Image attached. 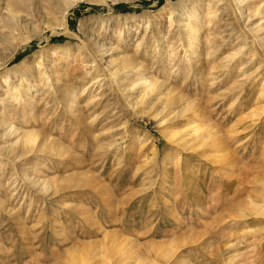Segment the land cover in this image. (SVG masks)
Segmentation results:
<instances>
[{"label": "rangeland", "instance_id": "rangeland-1", "mask_svg": "<svg viewBox=\"0 0 264 264\" xmlns=\"http://www.w3.org/2000/svg\"><path fill=\"white\" fill-rule=\"evenodd\" d=\"M231 1L211 15L210 0H78L66 25L62 6L47 21L27 20L37 0L15 7L27 27L0 25V264H264L263 51L221 75L243 28L264 36V10L244 20ZM192 5L194 43L178 26ZM123 54L139 74L111 73ZM144 77L180 102L143 96ZM191 129L215 135L190 150Z\"/></svg>", "mask_w": 264, "mask_h": 264}, {"label": "bare ground", "instance_id": "bare-ground-1", "mask_svg": "<svg viewBox=\"0 0 264 264\" xmlns=\"http://www.w3.org/2000/svg\"><path fill=\"white\" fill-rule=\"evenodd\" d=\"M23 1L24 0H0V12H2V13H0V25L1 26L4 25V30L3 31H5V33H3L2 36L4 38H6V39H9V37H11V36L15 37V33L16 32L19 33L21 31H23L25 27H27L26 23L23 24L24 23L23 19H21L20 16L17 15L16 11H14L15 7H18L19 5H21V3ZM37 1L38 2L36 3L35 7H32L30 12H29V9H28L29 7H27L25 9L26 11H28V13H31V16L29 14H28L29 16L27 15L28 16L27 20H29V21L30 20H32V21L33 20H36V21H39V20L47 21V19L55 12L57 7L62 6L61 14H62V17H63V25H66V21L64 19L66 18V15L68 14L69 9L74 4H76V2L78 0H37ZM234 2H236V5H237L236 8L234 9L235 15L241 16L242 18H244V20H246V19L249 20L253 16L259 15L261 13V9L264 10L263 0H260L258 3H256L255 0H234ZM63 3H65V4H63ZM230 3H232L231 0H210V2H208V5L206 6L207 14L211 13V15H213L215 12H217L218 5H222L221 7H223L224 12L226 13V11H228V8H229L228 6H229ZM201 8H202L201 6H196V5L193 6L192 5V6H189L188 8H186L187 10H184V12L180 13L179 15L177 14L178 17H179L178 26H179L180 30H182L186 34V36L188 37L187 39L189 41H192V43H194L197 40V38H196L197 28L196 27H198L197 20L200 19L199 17H200V9ZM233 17H234V15H233ZM191 19H193L195 21V24H193V25L189 24L188 21L191 20ZM28 23H30V22H28ZM49 24H51V23H49ZM230 24H231V22H230ZM235 28H236L235 25L234 26L232 25L231 32H233L235 30ZM245 29H246V26H245ZM242 34L244 35V37H243L244 41H243L242 46L237 50L236 53H234L232 55V57H229V58L227 57L226 59H224L225 61L221 65V68H222L221 75H222V77H224V79L230 78V76L232 75V70L234 68H237V62L241 60V59L237 58L238 54L243 53L244 50L246 49L245 47L249 43H251L252 46L257 47L260 51L262 50L263 53H264V36H261L256 29L248 28V29L244 30V28H243V33ZM28 35H30V34L28 33ZM28 35H26L27 38L24 41H26V40L31 38V36H28ZM187 41H184V43L187 42ZM189 41H188V43H189ZM188 43H186V44H188ZM11 46H12V44H11ZM192 46H193V44H192ZM195 47H196V45H195ZM18 48H20L19 45H14V47L10 51L11 53L9 55V58L12 57L15 54V52L17 51ZM98 51H99V53H97L98 57H94V58L99 59V61H102L104 53L108 52V51L105 50V44H102L101 48H99ZM188 51H189V54L190 53L191 54L198 53L195 48H188ZM92 57H93V55H92ZM116 61L119 62V65L117 66V68H115L111 72L112 74H115V72H118V71H124L125 72L126 70H132L135 73L139 74V71H141V69H142V64L143 63H141L138 60H136L135 58H133L131 56H128V55H125V54L119 55L115 59H113V62H116ZM53 67L54 66H52V68ZM137 69H140V70L138 71ZM256 72H258V71H256ZM141 74H143V73H141ZM143 76H145V74H143ZM249 78H250V76H249ZM7 79H8V77H7ZM18 79L19 80L15 81L14 84L12 83V85H13L12 89H14V92L8 91L2 97V102H4L5 105H8L11 102L15 101V98L18 99L20 94L17 93V92H20L23 89L24 86L28 87L33 82V80H32L33 77H32L31 72H27V73L21 74L18 77ZM113 80H114V82L115 81L117 82L119 79H115V77H114ZM142 80H143V82H142ZM142 80H141V84L143 85V90H142L143 93H144L143 96H148V97L149 96L150 97L153 96L154 99L158 97L159 100H162L163 102H165V105L169 106V107L175 106V105H177V103L180 102V101H178L179 99H177V97H178L177 94H176L177 97L173 96V94L171 95L173 90L171 91L170 89H168V87L165 86L164 83H162V82L158 83V81H154L153 82L150 79H148L147 77H144V79H142ZM134 83L133 82L128 83L129 84L128 86L129 87H131V86L135 87L137 85V83L136 84H134ZM4 84H8V81L6 79H4ZM33 87L36 88L37 86L33 85ZM126 87H127V85H126ZM130 89H132V88H130ZM170 91H171V93H170ZM63 93H64V91H63ZM160 93H162L163 96L162 95L158 96ZM67 94H69L68 91H66V95ZM29 96H30V98L35 99V97L31 96V94H29ZM143 96L141 98H143ZM30 98H27V101H29ZM67 98H68V101L66 103V106L68 107V110H69V108L71 107V103L73 102V99H71V98L66 96V99ZM186 110H187V108L184 109V110L182 109V110L179 111L180 113H178V114H182V113L186 112ZM261 111H264V107L261 109ZM252 113L254 114L255 112L253 111ZM176 116H178V115H176ZM188 121H190V119H188ZM0 124H2V122H0ZM4 124H2V125H4ZM11 129H10L11 132H15V131H13ZM196 131H197V129H195V130L191 129L189 131V133L182 134V136L179 137L180 138L179 139L180 140V144L182 146H189V148H187V149H190V150L191 149H195L197 147H201L202 145H205L206 142H208L209 139L211 138V136L214 134V133L211 132V130H209V131H207L205 133H201V134L197 135L195 133ZM24 136H26V135H24ZM24 136H23V138H24ZM177 136H178V134H177ZM24 140L26 141V139H24Z\"/></svg>", "mask_w": 264, "mask_h": 264}, {"label": "trees", "instance_id": "trees-1", "mask_svg": "<svg viewBox=\"0 0 264 264\" xmlns=\"http://www.w3.org/2000/svg\"><path fill=\"white\" fill-rule=\"evenodd\" d=\"M118 7L124 8L126 5H117Z\"/></svg>", "mask_w": 264, "mask_h": 264}]
</instances>
